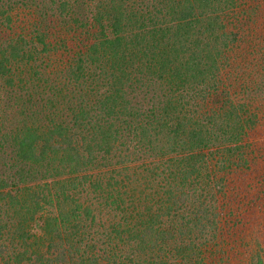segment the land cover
Returning a JSON list of instances; mask_svg holds the SVG:
<instances>
[{
	"label": "trees",
	"instance_id": "trees-1",
	"mask_svg": "<svg viewBox=\"0 0 264 264\" xmlns=\"http://www.w3.org/2000/svg\"><path fill=\"white\" fill-rule=\"evenodd\" d=\"M0 264H264V0H0Z\"/></svg>",
	"mask_w": 264,
	"mask_h": 264
}]
</instances>
